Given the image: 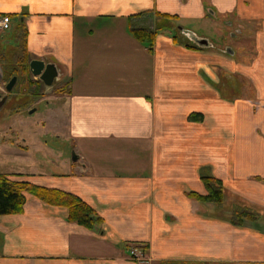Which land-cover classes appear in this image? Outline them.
I'll return each mask as SVG.
<instances>
[{"label": "crops", "instance_id": "crops-1", "mask_svg": "<svg viewBox=\"0 0 264 264\" xmlns=\"http://www.w3.org/2000/svg\"><path fill=\"white\" fill-rule=\"evenodd\" d=\"M247 1L0 0V15L11 19L0 32V91L17 65L55 62L59 80H68L36 105L47 102L54 132L73 139L78 156L62 160L66 172H30L25 154L32 147L4 140L0 172L74 193L103 218L89 229L69 221L67 208L27 193L23 213L0 215V264H264V25L255 33L256 60L231 67V55L206 34L200 36L212 45L194 48L164 28L150 49L132 32L155 29L172 15L175 24L202 33L189 23L219 27L217 14L238 9L240 19L249 17L241 12ZM215 68L246 74L254 94L225 95ZM36 133L30 135L39 146ZM129 154L134 162L120 164ZM202 176L223 182V202L187 195L208 193ZM236 209L241 220H234Z\"/></svg>", "mask_w": 264, "mask_h": 264}, {"label": "rangeland", "instance_id": "rangeland-1", "mask_svg": "<svg viewBox=\"0 0 264 264\" xmlns=\"http://www.w3.org/2000/svg\"><path fill=\"white\" fill-rule=\"evenodd\" d=\"M242 6L243 11L241 12H243V14L249 15V17L240 19L239 9L232 13L230 12L226 14H217L218 17H220V19L222 20L227 19L229 21L243 22L245 24L244 26H241L242 29H239L234 33L233 37L229 38V44H227V46L225 47L232 49L233 53L226 52L225 48H222L220 50L217 49L218 51L222 52V54L226 55V57H228V55H231V57L227 60L228 64L226 63L229 67L233 65L232 61L234 63L243 62L244 64H251L252 61L256 60L259 53L257 49L255 33L256 30L259 29V27H262L264 25L262 19V14H264V0H248L247 3H244ZM189 25H192L194 27L201 26L199 32L201 31L202 33L197 34H206L214 40L215 44H221V41H219V38L217 37L220 33V27H224L225 29H227V25L229 24H225L220 21L219 27H213L214 24L207 25L206 22L199 23V20H193L189 23ZM229 26L228 29H232V27ZM178 35L180 36V39L189 41V38H187V36L183 32H178ZM13 56L14 55L12 53L8 54V57L10 58H12ZM9 61L11 62V60ZM12 62H14V60ZM16 67L24 66L17 65ZM238 68L239 67L236 68V71L238 70ZM215 69L218 70V68ZM12 70L13 69H10L8 72ZM232 71L233 70H231V72H226L224 71V69L220 70V68L218 70L220 75H223L219 78L220 80L218 82V85H220L223 89V93L225 95H229L227 90L230 89L232 90L231 94L240 91L244 95H253L254 93H252V91L253 87L255 88V84L252 83V81L248 78V76H246V74H243L240 71L239 73H236L235 71V73H233ZM230 73L236 75L234 76L233 80H230L225 75H231ZM253 74H255V72ZM18 76L20 80L16 83L14 89L9 93V96L4 105L0 108V143H3L5 140V142H14L17 145H25L26 143L29 144L32 148L30 149L28 154H25V156L29 160L26 168L30 172L32 171V169H34V167H37L39 170H54V172H66L67 168L63 164L62 160L66 158L68 160L72 159L73 153H75V142L68 136L59 137V131H57L56 133L54 132L52 126H54L57 118H55V115L50 112L49 105L46 101H42L38 105H36V102L40 98L53 99L56 96L55 94H59L57 84H65L68 78L64 77L59 81H55L52 86H46L38 77H35L33 79V75L31 74L30 70L29 72L27 71L24 73L19 71ZM37 79L41 83L40 85H37L36 82L34 83V81H37ZM4 80H6V77H4ZM67 84L71 85V82ZM36 85L37 88H39L41 85L44 86L40 87V90H35ZM60 87L62 89L65 88L64 85H61ZM4 91L5 87H3V90L0 92ZM34 105H36V110L33 113H30L29 111L34 107ZM32 131L37 132L35 137L37 140H41L43 144L39 146L33 145L34 136L30 135ZM99 155L107 157L111 154L106 155L103 153ZM23 158L24 156H21L20 158H16L13 156L14 160ZM9 159L10 158L6 155L3 167L5 170L11 168L12 164L8 162ZM124 161H128L127 163L132 164L134 162V157L129 154L125 155L123 159H119L120 164ZM127 163H123L122 165L125 166L127 165ZM115 164H118V162ZM107 165H109L112 169L119 168L116 165L109 164V161L107 162ZM1 170L3 169L0 168V171ZM235 202L236 200L232 198L231 204ZM234 217H236L235 214ZM242 219L246 222H250L254 225L259 226V222H257L256 220L247 218ZM262 225H264V221L262 222ZM197 263L199 264L201 262H194V264Z\"/></svg>", "mask_w": 264, "mask_h": 264}, {"label": "trees", "instance_id": "trees-1", "mask_svg": "<svg viewBox=\"0 0 264 264\" xmlns=\"http://www.w3.org/2000/svg\"><path fill=\"white\" fill-rule=\"evenodd\" d=\"M166 16V15H164ZM175 17L172 15L166 16L163 21H157L155 29L152 28H135L133 29V35L139 41L147 44L151 49L153 41L155 39L156 33L158 30L164 28L171 29L174 33L175 40L178 41L179 35L178 32H181L182 26L174 23ZM189 47L201 48L194 42L188 44ZM24 67H14L12 71L6 73V81H8L14 74H18L19 71L22 73L29 72V60L26 62ZM62 89V88H61ZM193 114V113H192ZM202 179L208 189L207 194H201L196 191H189L188 196L199 201H214V202H223L225 196V188L223 182L214 177V176H202ZM32 194L42 202L55 205L60 207H65L68 210V220L71 222H76L80 225H83L89 229H97L103 218L96 212V210L83 198L80 196L65 191L60 188L48 187L40 184L33 183L29 180L14 179L8 176L6 173L0 172V215L6 214H19L24 212V206L26 203V194ZM237 210V209H236ZM238 220H241L242 213L240 210L233 212ZM248 213H245V215ZM233 220V221H234ZM237 224H242L235 222ZM142 248L143 246H139ZM145 249V246H144ZM199 264H226L224 262H208V261H199ZM153 264H166V263H153ZM187 264V263H181ZM194 264V263H188ZM198 264V263H197Z\"/></svg>", "mask_w": 264, "mask_h": 264}, {"label": "water", "instance_id": "water-1", "mask_svg": "<svg viewBox=\"0 0 264 264\" xmlns=\"http://www.w3.org/2000/svg\"><path fill=\"white\" fill-rule=\"evenodd\" d=\"M182 32L187 34V36L194 41L196 44L202 47H207L212 45L211 41L203 36L198 35L195 31L191 29L181 28ZM225 51L228 53H233L232 49L228 47L225 48ZM29 70L32 75L38 77L46 86H52L55 81L59 80L61 77V70L55 62H47L44 59L33 58L29 62ZM18 74H14L5 84V92L0 93V108L6 102L9 93L14 89L17 81ZM36 110V107L30 109V113H33ZM73 160H77L78 156L73 153Z\"/></svg>", "mask_w": 264, "mask_h": 264}, {"label": "flooded vegetation", "instance_id": "flooded-vegetation-1", "mask_svg": "<svg viewBox=\"0 0 264 264\" xmlns=\"http://www.w3.org/2000/svg\"><path fill=\"white\" fill-rule=\"evenodd\" d=\"M210 13H213L214 14V10L213 9H209L208 10ZM222 22L223 23H225V24H229V25H227V29H224V31H223V36H222V38H221V44H215V43H213V45H214V47H216L218 50H220V49H224L226 46H227V44H229L228 43V41H229V38L230 37H233V35H234V33L237 31V30H239V29H242L241 28V26H244L245 24L243 23V22H234V21H229V20H227V19H223L222 20ZM234 25V26H233ZM228 26L229 27H232V29H228ZM239 26V27H238ZM185 34V33H184ZM186 36H187V34H185ZM187 38H189L188 36H187ZM190 39V38H189ZM191 40V39H190Z\"/></svg>", "mask_w": 264, "mask_h": 264}, {"label": "built area", "instance_id": "built-area-1", "mask_svg": "<svg viewBox=\"0 0 264 264\" xmlns=\"http://www.w3.org/2000/svg\"><path fill=\"white\" fill-rule=\"evenodd\" d=\"M10 16L9 15H0V32L5 31L10 28ZM139 250H137L135 247L131 249V254H137Z\"/></svg>", "mask_w": 264, "mask_h": 264}]
</instances>
